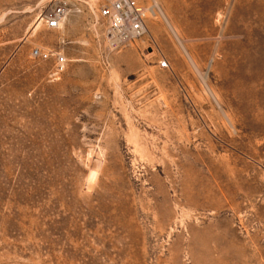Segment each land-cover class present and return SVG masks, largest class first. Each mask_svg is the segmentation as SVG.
<instances>
[{
  "label": "rangeland",
  "instance_id": "1",
  "mask_svg": "<svg viewBox=\"0 0 264 264\" xmlns=\"http://www.w3.org/2000/svg\"><path fill=\"white\" fill-rule=\"evenodd\" d=\"M110 1L0 0V264H264V0Z\"/></svg>",
  "mask_w": 264,
  "mask_h": 264
},
{
  "label": "built area",
  "instance_id": "2",
  "mask_svg": "<svg viewBox=\"0 0 264 264\" xmlns=\"http://www.w3.org/2000/svg\"><path fill=\"white\" fill-rule=\"evenodd\" d=\"M70 13L64 2L52 4L40 17L48 28H60ZM148 14L157 15L156 5L146 7L137 0H112L97 9V19L105 25V37L113 47L126 46L130 42L143 37L148 32ZM34 57L48 59L54 57L53 78H57L64 69L67 58L61 52L49 53L38 48L32 51ZM161 67H168V62H160Z\"/></svg>",
  "mask_w": 264,
  "mask_h": 264
}]
</instances>
